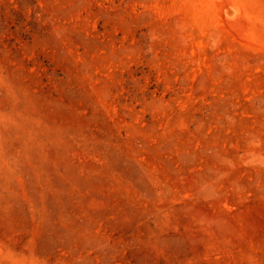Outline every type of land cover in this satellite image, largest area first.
Segmentation results:
<instances>
[{
  "label": "rangeland",
  "instance_id": "obj_1",
  "mask_svg": "<svg viewBox=\"0 0 264 264\" xmlns=\"http://www.w3.org/2000/svg\"><path fill=\"white\" fill-rule=\"evenodd\" d=\"M0 264H264V0H0Z\"/></svg>",
  "mask_w": 264,
  "mask_h": 264
}]
</instances>
